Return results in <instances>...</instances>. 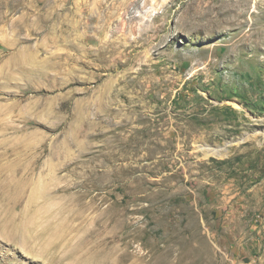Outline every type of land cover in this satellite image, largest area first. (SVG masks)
<instances>
[{
    "label": "rangeland",
    "instance_id": "rangeland-1",
    "mask_svg": "<svg viewBox=\"0 0 264 264\" xmlns=\"http://www.w3.org/2000/svg\"><path fill=\"white\" fill-rule=\"evenodd\" d=\"M217 1L0 0V264H264V0Z\"/></svg>",
    "mask_w": 264,
    "mask_h": 264
},
{
    "label": "bare ground",
    "instance_id": "bare-ground-1",
    "mask_svg": "<svg viewBox=\"0 0 264 264\" xmlns=\"http://www.w3.org/2000/svg\"><path fill=\"white\" fill-rule=\"evenodd\" d=\"M218 1H220V0H218ZM217 1V2H218ZM226 1V0H225ZM223 2H224V0H223ZM246 3H242V4H238L237 2H235V3H233V5L235 6V9L232 11L233 12V14H232V12H231V10H229L228 12H231V14H230V16L228 15V18H227V20H228V23H229V25H231V26H238V28H242V26L244 25V22L243 21H239L238 20V18L239 17H241V16H243L245 13H246V11H247V7H244L243 9H241L240 10V6H243V5H245ZM223 8H225V7H223V5L222 4H218V9H223ZM229 8V7H228ZM232 8V7H231ZM226 10V9H225ZM237 10H239L238 12H237ZM219 11V10H218ZM217 11V12H218ZM224 11V10H223ZM220 13V12H219ZM218 13V14H219ZM225 13V12H224ZM227 13V12H226ZM190 18H192V16L190 17ZM226 20V19H225ZM224 20V21H225ZM239 29V30H240ZM90 54V53H89ZM0 174H1V170H0ZM12 180H15V179H17V181H16V183H14V184H12V185H10V184H6V185H3V186H1L0 187V206H1V204H5V203H7V201H10V200H12V199H14V198H17V200L19 199H21V192L24 194L25 192H23V190H25V189H23V190H21L22 189V187H21V189L19 188L21 185H22V181L24 180L23 178H19L18 176H14V177H11V176H9ZM24 188V187H23ZM20 196H19V195ZM38 198L39 197H37V196H35L33 193H31V194H29V196H27V207H30L29 205H31V204H35V203H37V201H38ZM15 201V200H14ZM9 203V202H8ZM7 203V204H8ZM9 205V204H8ZM5 206V205H4ZM7 209H8V206H7ZM25 211V210H24ZM25 212H29V210H27V211H25ZM13 223V222H12ZM7 226V225H6ZM36 238V239H35ZM18 244L21 246V247H23V249H24V251L26 252V253H28V254H37L36 252L37 251H35V247H37V244H39L38 243V238L36 237V236H33L32 234H30V235H28V236H25L24 238H21V240L18 242Z\"/></svg>",
    "mask_w": 264,
    "mask_h": 264
}]
</instances>
